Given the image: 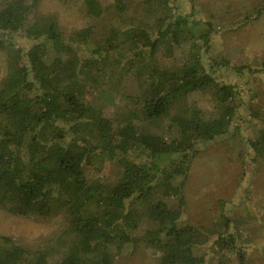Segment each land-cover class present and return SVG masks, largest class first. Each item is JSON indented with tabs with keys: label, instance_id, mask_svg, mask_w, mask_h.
I'll use <instances>...</instances> for the list:
<instances>
[{
	"label": "trees",
	"instance_id": "1",
	"mask_svg": "<svg viewBox=\"0 0 264 264\" xmlns=\"http://www.w3.org/2000/svg\"><path fill=\"white\" fill-rule=\"evenodd\" d=\"M61 1L102 20L63 29L40 0H0V211L60 224L38 249L0 235V264H114L142 242L161 253L159 264H252L255 249L264 260L259 157L241 220L226 201L212 224L183 220L195 158L229 135L242 107L237 85L205 63L217 31L209 15L195 10L197 0L192 16L181 0H114V10L107 0ZM263 14L264 3L240 21ZM262 61L212 60L254 81ZM209 100L210 110L198 104ZM246 110L256 119L246 118L249 143L264 153L261 117ZM156 120L168 131H155Z\"/></svg>",
	"mask_w": 264,
	"mask_h": 264
},
{
	"label": "rangeland",
	"instance_id": "2",
	"mask_svg": "<svg viewBox=\"0 0 264 264\" xmlns=\"http://www.w3.org/2000/svg\"><path fill=\"white\" fill-rule=\"evenodd\" d=\"M138 1L131 0L133 5ZM181 2L183 6L181 13L184 16H192V5L189 0H181ZM263 3L264 0H197L195 3L197 6L195 10L200 11L204 16L209 15L217 29L213 34L210 51L204 54L205 63L207 67H211L218 80L237 85L242 93V107L238 111L236 124L229 135L203 146L194 160L184 190L186 207L183 220L187 223L212 224L219 213L221 201H226L227 209L241 220V199L246 198L245 189L250 182V173L254 167L253 157H259L264 161V153L256 152L257 149H252L249 143L252 134L246 122L247 117L250 119L252 117L253 110H246L250 105L258 111L261 117L260 124L264 127V89L260 87L261 81H264V67H261L259 80L254 81L248 71L238 73L231 67H213L212 62L215 56L222 55L229 58L232 64L249 61L254 68L259 67V63L264 60V14L256 21L248 20L246 24L240 20ZM115 7L114 0H107V8L114 10ZM40 10L44 13L56 14L63 29L92 25L102 20L93 15L91 7L84 6L79 1L65 4L61 0H40ZM135 18L142 20L141 16ZM110 23L113 24L112 26L116 25L114 20L112 22L110 20ZM21 44L26 46L28 41L24 40ZM163 53L170 54L169 49H163ZM3 74L4 69L0 62V79ZM256 88L259 90L258 95L254 92ZM209 95L207 90L202 92V98ZM189 104L188 100L183 101L180 106L181 111L187 112ZM198 104L208 110L213 108L210 100ZM253 120L256 121L254 118ZM151 125L155 131H168L167 122L156 120ZM262 132L264 133V129ZM253 198L258 200L260 195ZM59 228L58 221L35 220L0 211V235L10 236L19 244L34 249L41 248L52 231ZM160 255L161 253L155 248L142 242L134 253L119 256L114 264H159ZM251 255L252 264H264L258 249H255Z\"/></svg>",
	"mask_w": 264,
	"mask_h": 264
}]
</instances>
